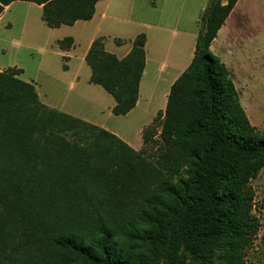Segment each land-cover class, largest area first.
<instances>
[{"label": "trees", "instance_id": "16d2710c", "mask_svg": "<svg viewBox=\"0 0 264 264\" xmlns=\"http://www.w3.org/2000/svg\"><path fill=\"white\" fill-rule=\"evenodd\" d=\"M17 1L41 6V21L56 29L91 20L103 0H0V17ZM237 1L209 0L200 17L193 57L165 107L163 140L174 132L177 147L171 178L150 186L152 169L127 144L47 108L17 78L21 70L0 72V175L23 194L15 233L33 264H241L255 227L247 185L264 167V132L211 50ZM145 41L138 35L118 60L98 38L85 56L89 83L113 99L116 117L136 106ZM198 141L205 144L195 148ZM126 192L139 196L134 205L122 203Z\"/></svg>", "mask_w": 264, "mask_h": 264}, {"label": "rangeland", "instance_id": "374dc122", "mask_svg": "<svg viewBox=\"0 0 264 264\" xmlns=\"http://www.w3.org/2000/svg\"><path fill=\"white\" fill-rule=\"evenodd\" d=\"M198 2L201 3L198 8L206 9L209 0ZM32 4L17 1L0 21V72L21 70L17 78L34 86L42 104L102 128L127 144L141 158L136 162L145 163L152 169V178L146 186L152 185L156 177L171 178L167 170L175 164L177 147L173 144L174 132L167 143L163 140L168 98V95L166 98L163 95L168 82L181 70L182 73L186 71L192 59L199 21L192 23L190 35L180 38L147 31L148 61L140 85V102L127 115L116 117L111 113L115 104L113 99L100 87L88 83L90 71L85 62L63 58L65 54L62 51L72 46L69 40L59 43L62 51L53 43L74 37L77 45L72 54L80 56L87 41L88 28L83 29V24L72 29L64 26L49 34V28L41 22V11ZM197 7L193 4L187 8L193 11ZM173 8L178 10L182 7H169ZM238 11V16H231L220 29L211 50L226 66L250 124L264 132V0H243ZM133 18L140 22L152 20L146 16ZM112 30L114 35L111 39H121L123 47L127 48L134 33L145 29L138 28L136 24L120 23L112 25ZM163 64H173L176 69L167 70L168 76L161 75ZM76 74L78 82L74 79ZM179 127L178 123L173 130L178 131ZM204 144L198 141L194 147L201 148ZM180 175L189 178L187 174ZM123 179L130 181L127 175ZM11 183L8 175H0V264H33L35 260L28 256L23 238L15 233L19 227L17 217L24 203L20 200L23 194L13 192ZM172 183L175 182L172 180ZM115 186L118 187L119 182ZM247 187L252 195L250 219L255 227L250 243L241 255V264H264V167ZM138 197L126 192L122 203L126 201L134 205ZM115 218L118 219L117 224L126 223V219L119 215Z\"/></svg>", "mask_w": 264, "mask_h": 264}, {"label": "crops", "instance_id": "0c3cea01", "mask_svg": "<svg viewBox=\"0 0 264 264\" xmlns=\"http://www.w3.org/2000/svg\"><path fill=\"white\" fill-rule=\"evenodd\" d=\"M242 2H243V0L237 1L235 7L233 8L232 12L228 16V18L226 19V21L222 27L225 26V24L227 23V20L231 16H234V15L236 16V14L238 16V13H239L238 8ZM14 3H16V2H14ZM14 3H12L11 5H9L8 7L5 8L4 13L0 17V21L3 19L4 14L7 11H9L10 8L14 5ZM28 4H31V3H28ZM193 4L196 7L198 5H201V3L198 2V0H103V1L98 2L95 5L94 15H93V18L91 20L79 21V22H76L73 26H68V28L72 29L76 26H79V24H83L82 25L83 29L88 28L87 41L84 44L83 52L80 54V56H77L76 54H72V53H74L75 47L77 45V42L74 40L75 39L74 37H73L74 39L71 37L64 38V39L69 38L72 40V46L69 50L62 51L59 49V43L61 41H63L64 39L60 40V41L59 40L54 41L53 43H54V45H56V47L60 51L64 52L65 56L63 58H67V59H69V61L71 59H74L75 61L85 62V56H86L87 52L89 51V48H90L92 42L94 40L100 38V39H102L104 51L115 56L118 60H121V59L125 58L130 53L134 39L138 35H141V34L144 35L145 39H146L145 46H144L145 66H144V70H143V73L141 76V80L139 82L138 100L136 103V106H137L138 103L140 102V95H139L140 85H141L142 79L144 78V74H145V70H146V66H147V61H148L146 47L148 44L149 34L147 31H149V30L155 31V32L160 33L161 35L170 34L172 36L179 37V38L190 35L189 33H190V29L192 28V23L197 24V22L199 21V17H201V15L203 14V12L205 10L203 7H201V8L197 7V9H195L193 11H192V9L187 8L189 6H192ZM175 5H180V7H182V8L178 9V10H174V8H173V10L169 9V7L175 6ZM37 8L41 11V6H37ZM135 16H137V17H141V16L151 17L152 20H151V22H140L138 20L136 21L135 18H133ZM239 16H240V14H239ZM241 17H243V16H241ZM131 18H133L134 21H132ZM40 19H41V16H40ZM120 23L136 24L138 28L142 27L145 30H144V32H135L134 38L132 40H128L129 45L127 46V48H125V47H123L124 43L121 39H115V38L111 39L112 35H114L113 34L114 31L112 30V25L120 24ZM42 24L45 26V24L43 22H42ZM7 26H9V24ZM62 27H64V26H61V27L56 28V29H50L49 28L48 30H50V31H48V33L50 34V32L53 30L58 31ZM46 28H48V27H46ZM186 29H189V32H187ZM197 31L199 32V30H197ZM198 32H197V35H198ZM197 35H196V37H197ZM112 40H113V43L111 42ZM193 51H194V49H193ZM192 57H193V55H192ZM69 61H68V63H69ZM68 69H69V67L64 69V70L67 71ZM175 69L176 68L173 64H166V66L163 64V65H161L160 70H162V72H160V73H161V75L168 76V72H166V71L167 70H175ZM180 74H182V70H181V72H179V74L177 76H179ZM177 76H175L171 81L168 82L167 87H166L165 92H164V95H163V98H166V96L168 95L170 87L175 82V80L177 79L176 78ZM74 79H75V82L79 81V77L77 74L75 75ZM89 79H90V74H89V78H88V83H89ZM91 85H93V84H91ZM163 101H165V99ZM43 105H45V104H43ZM45 106H47L48 108L54 109L52 107H49L47 104ZM63 113H65V112H63ZM65 114H68V113H65ZM68 115H70V114H68ZM73 117H75V116H73Z\"/></svg>", "mask_w": 264, "mask_h": 264}]
</instances>
